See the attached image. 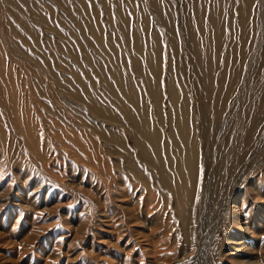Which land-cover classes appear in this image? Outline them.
Instances as JSON below:
<instances>
[{
  "label": "rangeland",
  "instance_id": "1",
  "mask_svg": "<svg viewBox=\"0 0 264 264\" xmlns=\"http://www.w3.org/2000/svg\"><path fill=\"white\" fill-rule=\"evenodd\" d=\"M0 264H264V0H0Z\"/></svg>",
  "mask_w": 264,
  "mask_h": 264
},
{
  "label": "bare ground",
  "instance_id": "2",
  "mask_svg": "<svg viewBox=\"0 0 264 264\" xmlns=\"http://www.w3.org/2000/svg\"><path fill=\"white\" fill-rule=\"evenodd\" d=\"M214 111H215V114H214V116L212 118L216 122V116L218 115V111L216 110V108H215ZM141 112L146 117L147 110L145 111V109L143 108V110ZM173 112H177V124H178V127H179L178 128V135L177 134H172L173 137H175V135H177L178 138H179V139L177 137L175 138L176 150H178V151L172 152L171 150H169V147L166 144V142H163L161 134H159V131L157 129H155V127L153 125V121L152 120L151 121L148 120V122H147V129L146 128L145 129L149 131V136H148V141H147L149 146H144L143 148H144V152H145V155H146L147 167L149 168L148 169V173L147 174H143L141 172V170L139 169V167H137V164L135 165L136 169H134L135 176L141 178L143 180L144 184L146 185V187H150L151 186V179L154 177V174H156V173L158 174V172H162L163 173L167 169L165 165L166 164H171V163L174 162V159H175L176 155L180 154L179 150L181 149L182 145H184V146L188 145L189 141L194 140V135L192 134L194 129H195V131H198L197 127H195V128L193 127L194 122L196 120H194L195 118L193 119L190 107H188V106L186 107L185 106L184 108L182 107V108L178 109L177 111L174 109V111H172V113ZM192 112L194 113L193 110H192ZM210 112H212V111H210ZM195 114H196V112L193 115H195ZM191 116H192V119H191ZM210 116H211V113H210ZM191 123H193V125ZM140 124H142V123H138L139 126H141ZM152 125H153V127H152ZM254 133L255 132H253V130H252V132L247 136V140L248 141H250L253 138ZM168 140H170V139H168ZM164 144H166V146ZM183 158H180V161L184 163V161L186 162L188 157H186L185 159H183ZM177 159H178V157H177ZM181 206H182V204H181ZM242 227H244V226H242ZM243 229H245V228H243Z\"/></svg>",
  "mask_w": 264,
  "mask_h": 264
}]
</instances>
